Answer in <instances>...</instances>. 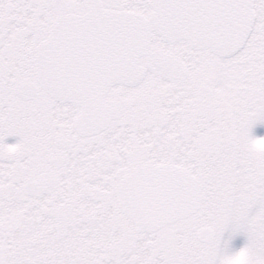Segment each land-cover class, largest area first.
<instances>
[{"label": "snow or ice", "instance_id": "6c2138e0", "mask_svg": "<svg viewBox=\"0 0 264 264\" xmlns=\"http://www.w3.org/2000/svg\"><path fill=\"white\" fill-rule=\"evenodd\" d=\"M264 0H0V264H264Z\"/></svg>", "mask_w": 264, "mask_h": 264}, {"label": "rangeland", "instance_id": "374dc122", "mask_svg": "<svg viewBox=\"0 0 264 264\" xmlns=\"http://www.w3.org/2000/svg\"><path fill=\"white\" fill-rule=\"evenodd\" d=\"M254 131L257 133V134H264V124H258Z\"/></svg>", "mask_w": 264, "mask_h": 264}]
</instances>
